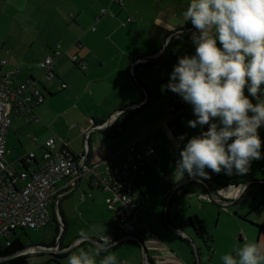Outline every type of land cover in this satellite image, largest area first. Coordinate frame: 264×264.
I'll return each instance as SVG.
<instances>
[{
  "label": "crops",
  "instance_id": "0c3cea01",
  "mask_svg": "<svg viewBox=\"0 0 264 264\" xmlns=\"http://www.w3.org/2000/svg\"><path fill=\"white\" fill-rule=\"evenodd\" d=\"M32 2L38 3L35 10L40 12L49 4L54 10L50 17L63 13L60 19L68 30V42H47L32 55L31 51L17 53L3 38L7 18L23 13ZM73 2L69 8L68 0H0V76L14 73V86L37 80L45 95L42 104L33 106L37 121L28 122L15 113L13 103L6 137L7 162L18 171H38L43 164V145L54 138L57 152L65 151L77 160L85 158L93 169L89 174L85 170L76 189L63 188L68 179L56 187L50 223H57V252L41 256L38 254L43 252H34L30 246L22 254L38 255L35 264H67V257L80 248L94 252L102 236L111 238L112 243L103 244L115 254L116 264H198L195 248L200 264H216L213 259L218 255L217 264H224L221 257L235 256L245 241L256 242L264 252V125L258 129L262 158L251 162L248 173L216 174L205 169L208 179L185 174L181 181L174 180L180 151L189 139L205 131L188 125L195 116L188 103L189 113L182 123L177 112H172L179 95L161 90L178 59L196 51L191 39L196 29L182 17L190 0ZM57 46L64 52L61 57L54 54ZM217 46L221 47L219 41ZM49 57L54 60L57 81L43 77L40 65ZM81 63L86 69H81ZM28 95L24 99L31 103ZM245 95H249L247 88ZM125 112L134 117L120 128L117 123ZM149 139L154 155L147 152ZM130 146L145 155L146 175L138 178L130 171L127 181L142 201L139 218L153 231L151 237L140 229L131 235L125 232L118 222L123 206L116 193L95 186L110 168L131 162ZM31 153L36 161L25 168L22 160ZM56 204L62 217L57 216ZM194 216L212 237L213 254L205 237L189 225ZM50 254L62 256L51 262ZM105 254L96 257L97 261Z\"/></svg>",
  "mask_w": 264,
  "mask_h": 264
},
{
  "label": "clouds",
  "instance_id": "9594fccd",
  "mask_svg": "<svg viewBox=\"0 0 264 264\" xmlns=\"http://www.w3.org/2000/svg\"><path fill=\"white\" fill-rule=\"evenodd\" d=\"M182 17L196 29L191 35L196 51L178 59L161 90H171L191 105L196 119L188 121L190 127L207 125L208 130L193 136L180 151L174 180L181 181L185 174L208 179L205 169L244 175L253 160L262 158L258 129L264 125V0H190ZM101 253L106 254L98 262ZM221 259L224 264H264V252L256 242L245 241L235 256ZM116 260L101 244L94 252H73L67 264Z\"/></svg>",
  "mask_w": 264,
  "mask_h": 264
},
{
  "label": "built area",
  "instance_id": "2783aa9c",
  "mask_svg": "<svg viewBox=\"0 0 264 264\" xmlns=\"http://www.w3.org/2000/svg\"><path fill=\"white\" fill-rule=\"evenodd\" d=\"M106 11L103 10V13ZM61 46L55 49L57 57L63 55ZM3 64L6 61L2 62ZM54 60L49 57L44 60L40 67L44 71V79L57 81L52 66ZM81 69H86V64H80ZM14 73H7L0 76V246H11L12 236L18 230H39L47 226L52 220L50 211L53 203L52 197L56 194V187L64 180L68 183L64 189H76L84 176L85 170L89 174L93 169L86 164L85 158L77 160L65 151H56V139L47 140L44 145L43 164L38 171H18L7 162L6 137L12 124L10 114L13 103H16L14 112L26 117L28 122L37 121L32 115L33 106L40 105L45 101V95L39 87V81H28L20 86L13 85ZM63 88H67L63 84ZM28 95L27 103L24 97ZM23 97V99H22ZM177 112V117L182 123L186 121V113L189 108L182 97H178V103L172 108ZM194 119L196 117L194 116ZM164 129V128H163ZM208 130V126L203 128ZM131 162H127L121 168H110L101 178L95 182L96 187L106 190H114L122 204L119 215V225L128 234H133L140 229L147 237L153 236V231L148 228L139 218V207L142 203L135 194L134 186L127 181L130 171L137 173L138 178L146 175L144 169L145 155L135 151L134 146L128 148ZM148 155H154L153 141L148 140ZM36 161L35 154L31 153L22 160L26 168ZM202 181V179L200 180ZM234 182V181H232ZM84 200V195L81 196ZM57 216H60L58 204H56ZM112 243L111 238L98 242ZM104 246V244H103Z\"/></svg>",
  "mask_w": 264,
  "mask_h": 264
},
{
  "label": "rangeland",
  "instance_id": "374dc122",
  "mask_svg": "<svg viewBox=\"0 0 264 264\" xmlns=\"http://www.w3.org/2000/svg\"><path fill=\"white\" fill-rule=\"evenodd\" d=\"M73 1L74 0H68L69 8L74 4ZM28 5L29 8L23 13L18 12L14 18H7L9 23L4 25V32H2L4 33L3 38L7 39L10 45L19 51L17 53L31 51L32 55H34L43 45H46L47 42L61 44L64 41L68 42L70 40V36H68L66 32L68 30L65 29L60 19V15L63 13L50 17L54 10L49 4L45 5L42 12L35 10L38 6L37 2H32ZM37 24L38 26H35ZM31 52H28V54H31ZM50 211L54 214L52 207H50ZM57 229V223L52 222L39 230L27 231L26 233H24L25 231L23 230H18L16 235L12 236V239L15 240L19 237L25 247L50 245L54 240L57 242ZM59 229L61 235V224ZM216 244L217 241L215 245ZM47 254L41 253L38 255L48 256ZM38 258L39 257L33 259L32 262ZM218 259L219 255L214 257L213 263L215 262L217 264Z\"/></svg>",
  "mask_w": 264,
  "mask_h": 264
},
{
  "label": "trees",
  "instance_id": "16d2710c",
  "mask_svg": "<svg viewBox=\"0 0 264 264\" xmlns=\"http://www.w3.org/2000/svg\"><path fill=\"white\" fill-rule=\"evenodd\" d=\"M142 86V84L140 83ZM144 88V87H142ZM134 114L133 113H124L120 119L117 125L120 126V128H125L129 122L133 119ZM9 132V131H8ZM61 215V214H60ZM62 217V215H61ZM189 225L202 237H205V240L209 244L207 246L208 249H210V253L213 254V248H212V237L207 232L204 223L198 216H194L189 219ZM23 230V229H21ZM26 233L27 231H33V230H23ZM17 232L14 233L16 235ZM59 233V232H58ZM12 239V238H11ZM56 244V240H54L50 245H42L46 248H54ZM32 247V246H31ZM30 247H25L23 242L20 240L19 237H17L15 240L12 239L11 246H0V264H35L33 259L37 258L36 254H22L19 255L20 252L28 249ZM61 249V248H60ZM69 253H67L68 255ZM50 256L53 258L51 262H58L60 260V257L62 255L57 254H50ZM65 257V256H64Z\"/></svg>",
  "mask_w": 264,
  "mask_h": 264
},
{
  "label": "water",
  "instance_id": "95a60500",
  "mask_svg": "<svg viewBox=\"0 0 264 264\" xmlns=\"http://www.w3.org/2000/svg\"><path fill=\"white\" fill-rule=\"evenodd\" d=\"M146 95H148L146 93ZM139 243H141V245L143 246V243L141 242V239H139ZM31 248H34V252H43V253H53V252H57L56 248H46V247H43V246H34V247H31ZM30 248V249H31ZM32 251H29V252H32ZM59 252H63V250H60ZM23 252H20L19 255H21ZM194 253H195V256L198 260V264H200V261H199V250H197L196 248L194 249Z\"/></svg>",
  "mask_w": 264,
  "mask_h": 264
}]
</instances>
